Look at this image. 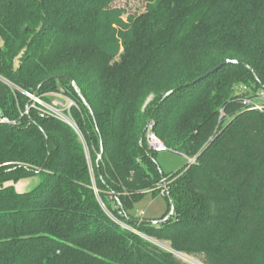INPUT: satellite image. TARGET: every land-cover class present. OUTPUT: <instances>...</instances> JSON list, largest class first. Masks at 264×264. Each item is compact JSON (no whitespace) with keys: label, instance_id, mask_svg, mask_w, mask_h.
<instances>
[{"label":"trees","instance_id":"16d2710c","mask_svg":"<svg viewBox=\"0 0 264 264\" xmlns=\"http://www.w3.org/2000/svg\"><path fill=\"white\" fill-rule=\"evenodd\" d=\"M112 1L0 0V107L20 120L0 124V264H184L145 236L209 264H264V113L235 92L264 87V0H147L137 69L122 83L105 78L97 50L119 49ZM227 59L243 64L200 78ZM61 90L81 133L21 115L24 91ZM151 120L167 150L194 159L165 172ZM36 175L29 191L6 184ZM164 177L168 212L134 215Z\"/></svg>","mask_w":264,"mask_h":264},{"label":"rangeland","instance_id":"374dc122","mask_svg":"<svg viewBox=\"0 0 264 264\" xmlns=\"http://www.w3.org/2000/svg\"><path fill=\"white\" fill-rule=\"evenodd\" d=\"M147 0H113L109 7L115 10H122L121 19L123 25L115 24L117 28V38H119V49L116 53L111 54L105 52L102 48H98L99 58L104 66L105 78L111 79L116 77L119 82H126L136 71L138 60L141 54V45L145 36L147 24ZM122 31L133 32V38L130 43L125 44L121 36ZM0 39V45H1ZM89 51L90 48H82ZM155 94H151L143 105L146 109L148 104L154 98ZM153 121V120H151ZM81 139L84 140L81 135ZM181 153L171 150H160L158 160L165 172L180 170L189 160ZM91 170L94 177L93 166L90 160ZM167 178L168 177H164ZM40 181L39 176L23 178L19 181H9L6 184H13L19 191H29L34 188ZM169 210L168 199L161 193L155 195L152 192L146 193L133 207L131 212L137 216H144L149 220H159ZM144 211V215L141 214ZM150 242L155 244L161 250L172 252L184 264H209L204 253L178 251L173 247L172 241L168 239H158L145 236ZM260 263L263 264L262 260Z\"/></svg>","mask_w":264,"mask_h":264},{"label":"built area","instance_id":"2783aa9c","mask_svg":"<svg viewBox=\"0 0 264 264\" xmlns=\"http://www.w3.org/2000/svg\"><path fill=\"white\" fill-rule=\"evenodd\" d=\"M11 87L14 85L6 79H3ZM236 96L242 107L246 110H253L264 113V87L255 88L249 84L242 83L236 87ZM24 93L30 98V103L26 110L21 112L24 116L31 110H36L40 117H54L65 121L71 125L78 133L80 129L72 116V109L79 108L78 103L63 90L48 94H36L29 91ZM20 120L13 118L0 107V124L17 125ZM154 121L149 122L147 131V143L153 150L160 151L166 149L164 142L154 132ZM192 161V159L190 160ZM161 194L165 196L168 192V184L166 178H163L159 183ZM144 215V212L141 213Z\"/></svg>","mask_w":264,"mask_h":264},{"label":"water","instance_id":"95a60500","mask_svg":"<svg viewBox=\"0 0 264 264\" xmlns=\"http://www.w3.org/2000/svg\"><path fill=\"white\" fill-rule=\"evenodd\" d=\"M230 62H232V63H237V64H243V62L240 61V60H229V59H227V60H225L224 62H222L221 64H219L218 66H216L215 68H212V69H210L208 72H206L205 74L201 75L200 78H204V77L208 76L211 72L215 71V70L218 69L220 66H222V65H224V64H227V63H230ZM200 78H198V79H200ZM71 81H72V83H73L74 85L76 84L75 81H74V79H71ZM173 91H174V90L169 91V92L167 93V95L171 94ZM85 102H86V101H85ZM173 211H174V209H172L171 214L173 213ZM155 222H156V221H155Z\"/></svg>","mask_w":264,"mask_h":264},{"label":"crops","instance_id":"0c3cea01","mask_svg":"<svg viewBox=\"0 0 264 264\" xmlns=\"http://www.w3.org/2000/svg\"><path fill=\"white\" fill-rule=\"evenodd\" d=\"M144 212V211H141V213Z\"/></svg>","mask_w":264,"mask_h":264}]
</instances>
